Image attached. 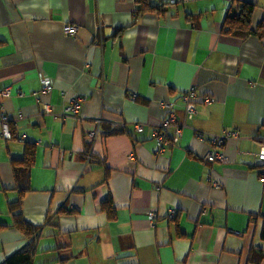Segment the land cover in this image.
<instances>
[{
	"label": "crops",
	"instance_id": "crops-1",
	"mask_svg": "<svg viewBox=\"0 0 264 264\" xmlns=\"http://www.w3.org/2000/svg\"><path fill=\"white\" fill-rule=\"evenodd\" d=\"M149 2L158 10L0 0V115L13 133L0 138V264L29 243L9 207L28 144L22 212L39 229L35 264H264V0ZM243 4L254 7L245 37L225 26ZM191 88L197 112L186 116ZM163 102L184 128L162 153ZM227 132L237 136L226 161H206L211 137Z\"/></svg>",
	"mask_w": 264,
	"mask_h": 264
},
{
	"label": "built area",
	"instance_id": "built-area-1",
	"mask_svg": "<svg viewBox=\"0 0 264 264\" xmlns=\"http://www.w3.org/2000/svg\"><path fill=\"white\" fill-rule=\"evenodd\" d=\"M171 1L173 4H175V3H184V2H188V1H194V0H171ZM65 32L69 35L74 36L77 33V28L75 26L69 25V26L65 27ZM52 89H53V84H52L51 79H49V78L44 79L43 80L42 93L46 94L49 91H51ZM11 93H12V89L7 88L2 92V95L7 97V96H10ZM197 98H198V94H197L195 88H191L189 91H187L182 96V102L184 104L186 116H192L197 112ZM212 102H213V99H210V98L204 99V103H206V104H211ZM81 103H82L81 99L78 101H74L72 107L69 110H71L75 114L79 113V111L82 107ZM162 107L168 109L169 112H168V115L165 118L163 124L161 125V127L157 129L154 139L156 141L159 152L163 153L167 149L175 146L179 142V140L182 136L184 124L179 122L177 114H176V110L171 103L163 102ZM46 111L49 113L51 112L49 107H46ZM0 121H1L2 126H3V130H2V133L0 135V138L5 139V140L13 139V133L8 126V117L5 114H2V115H0ZM137 128L141 129L140 125H138ZM99 132H100V130H98V132L93 133L92 137L94 138L95 136H97L99 134ZM234 136H237V134L235 132H227L223 136L211 137L210 143H211V146L213 149L211 152H209L204 157V159L208 162H224V161H226L225 154L222 152V147H223V145L226 144L228 138H231ZM201 139L204 140L205 137L201 136ZM258 158L261 162H264V152L260 153ZM174 216H175V212H172L170 214V218H173ZM155 219H156V214L150 213V221L152 222V224L155 223Z\"/></svg>",
	"mask_w": 264,
	"mask_h": 264
},
{
	"label": "trees",
	"instance_id": "trees-1",
	"mask_svg": "<svg viewBox=\"0 0 264 264\" xmlns=\"http://www.w3.org/2000/svg\"><path fill=\"white\" fill-rule=\"evenodd\" d=\"M141 7L139 11L158 10L152 6L149 0H139ZM239 15L228 16L225 26L233 34H239L245 37L252 34L251 22L254 12V7L250 4H243L239 9ZM264 26V24H263ZM36 158V147L33 144H28L24 158L13 162L16 183L18 187V199L10 203V211L14 218V225L19 229L29 240L27 246L18 254L7 259L3 264H35L34 257L36 254L35 240L39 237V229L29 224L22 212V198L31 190V170L34 166ZM36 237V238H35Z\"/></svg>",
	"mask_w": 264,
	"mask_h": 264
}]
</instances>
